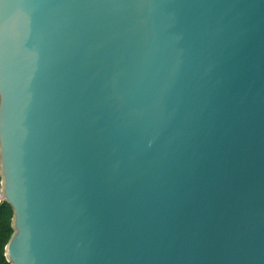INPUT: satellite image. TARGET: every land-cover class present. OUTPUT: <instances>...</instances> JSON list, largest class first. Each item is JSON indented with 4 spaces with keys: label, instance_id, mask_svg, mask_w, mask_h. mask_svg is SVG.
<instances>
[{
    "label": "water",
    "instance_id": "95a60500",
    "mask_svg": "<svg viewBox=\"0 0 264 264\" xmlns=\"http://www.w3.org/2000/svg\"><path fill=\"white\" fill-rule=\"evenodd\" d=\"M8 264H264V0H0Z\"/></svg>",
    "mask_w": 264,
    "mask_h": 264
},
{
    "label": "trees",
    "instance_id": "16d2710c",
    "mask_svg": "<svg viewBox=\"0 0 264 264\" xmlns=\"http://www.w3.org/2000/svg\"><path fill=\"white\" fill-rule=\"evenodd\" d=\"M11 216L9 206L0 200V264H8L4 258V247L12 233L10 227Z\"/></svg>",
    "mask_w": 264,
    "mask_h": 264
}]
</instances>
